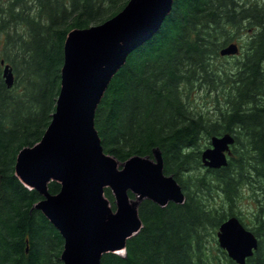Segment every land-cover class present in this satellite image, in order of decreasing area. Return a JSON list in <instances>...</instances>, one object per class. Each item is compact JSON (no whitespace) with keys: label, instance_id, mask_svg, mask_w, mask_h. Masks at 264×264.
<instances>
[{"label":"trees","instance_id":"trees-1","mask_svg":"<svg viewBox=\"0 0 264 264\" xmlns=\"http://www.w3.org/2000/svg\"><path fill=\"white\" fill-rule=\"evenodd\" d=\"M31 1L30 8L29 0L0 6V264H63L65 240L35 208L43 197L17 177V156L39 143L52 121L69 32L104 23L129 0ZM245 32L246 51L235 71L216 69L213 57ZM2 61L13 68L11 89ZM201 88L215 93L214 119L190 103L192 91ZM95 127L104 152L121 163L152 157L159 148L164 173L185 195L183 204L165 207L144 200L142 229L123 255L105 254L101 264H236L216 239L236 215L211 202L220 192L232 209L243 184L264 192V0H174L158 32L113 76ZM225 134L235 137L228 165L187 176L203 166V142ZM60 189L49 184L50 194ZM105 196L114 209L110 189ZM256 221L249 230L258 249L246 264H264V207Z\"/></svg>","mask_w":264,"mask_h":264},{"label":"water","instance_id":"water-1","mask_svg":"<svg viewBox=\"0 0 264 264\" xmlns=\"http://www.w3.org/2000/svg\"><path fill=\"white\" fill-rule=\"evenodd\" d=\"M173 2L129 0L104 23L74 29L67 36L56 111L42 140L21 150L15 166L21 182L43 197L35 208L65 240L63 264H101L105 254H122L127 241L142 229L139 207L144 200L161 207L185 202L181 186L164 173L159 148L152 157L134 156L121 163L104 152L95 127L96 111L113 76L135 48L158 32ZM110 53L105 68H98ZM239 53L236 43L220 51L222 57ZM3 78L11 89L15 78L10 65L4 66ZM234 144L232 134L213 136L211 147L202 152L203 166L226 167ZM52 182L61 185L59 193H49ZM105 189L112 192L114 209ZM217 239L236 264H246L258 249V238L236 216L219 227Z\"/></svg>","mask_w":264,"mask_h":264},{"label":"rangeland","instance_id":"rangeland-1","mask_svg":"<svg viewBox=\"0 0 264 264\" xmlns=\"http://www.w3.org/2000/svg\"><path fill=\"white\" fill-rule=\"evenodd\" d=\"M11 1L12 0H0V6L6 8L7 6H9ZM32 4H34V2L29 0L27 8L32 7ZM34 11H35V7L31 9L32 13ZM25 34H26V28H25ZM247 34L248 33L246 32L240 34L237 33V35L235 36V40L231 42V43H236L239 46L240 53L238 55L231 57H222L221 55L220 57L219 56L213 57L212 62L214 63L216 69H220L222 71L224 70L225 72L235 71V64L243 59L244 53L246 51ZM4 42L5 39L0 35V50H2V47L4 46ZM231 43L227 44L226 46L230 45ZM190 101L195 111L204 112L205 114L208 113V116H210L211 118L213 119L216 118L215 93H211V95L209 96V94H207L206 88H201L198 90L195 89L191 93ZM221 103H223V101H221ZM209 147H211V141L210 142L208 140L204 141L202 150L204 151ZM233 150L234 149L232 148V154H233ZM203 174H205L204 166H202V168H200L199 170L191 171L187 176L194 177ZM213 200L214 201H212L211 204H213L216 208L225 209L229 212H233L246 225L248 229H253L257 225L256 217L259 214V210L262 207H264V192L262 191V189L261 190L259 189L257 184L241 185L239 189V196L235 200V204L232 209H230V206L225 201L223 194L220 192L216 194V197ZM216 239H217V234H216ZM122 253L124 254V252Z\"/></svg>","mask_w":264,"mask_h":264},{"label":"bare ground","instance_id":"bare-ground-1","mask_svg":"<svg viewBox=\"0 0 264 264\" xmlns=\"http://www.w3.org/2000/svg\"><path fill=\"white\" fill-rule=\"evenodd\" d=\"M143 45V44H142ZM142 45H140V46H142ZM140 46H138L137 48H139ZM137 48H135L134 50H136ZM105 50V49H104ZM117 50H119V49H117ZM113 56V53H110V54H105L104 55V57L102 58V60H101V62H100V67H99V65H98V68H100V69H104L105 68V64L107 63V61L109 60V59H111V57ZM92 76V75H91ZM88 78H89V75H88ZM91 79H92V77H91ZM125 252V251H124ZM123 255V254H122ZM104 256V255H103Z\"/></svg>","mask_w":264,"mask_h":264}]
</instances>
